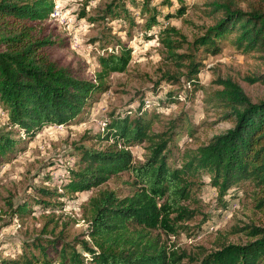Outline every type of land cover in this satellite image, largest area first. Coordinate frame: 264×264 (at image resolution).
<instances>
[{"label":"trees","instance_id":"16d2710c","mask_svg":"<svg viewBox=\"0 0 264 264\" xmlns=\"http://www.w3.org/2000/svg\"><path fill=\"white\" fill-rule=\"evenodd\" d=\"M177 1L180 6L166 18L185 13L183 0ZM123 6L112 1L104 13L117 14ZM204 6L210 22L190 40L173 25L160 31L169 64L162 70L164 78L175 82L184 78L196 89L205 67L201 53L218 54L220 41L227 37L237 49L255 53L264 65V0H208ZM53 7V0H0V105L11 126L29 137L45 125L71 123L88 98L104 88L110 73L125 71L131 59L130 48L121 45L118 51L98 55L100 69L94 79L79 77L53 55L55 47L65 45L44 25ZM157 14L153 9L147 17V30L159 23ZM244 79L264 84V68ZM214 82L210 99L233 122L230 128L194 148H184L176 166L169 162V154L179 125L173 122L170 130L154 132L152 121L141 111L135 116H111L101 132L102 139L111 143L102 149L79 147L77 169L69 171L59 195L71 198L124 171L132 175L131 192L119 197L106 188L89 198V239L65 241L40 235L23 242L18 258L0 264H182L184 258L190 264H264V224L245 225L243 243L222 241L213 250L202 248L192 254L170 249L153 233L155 228L176 233L194 217L195 209L186 202L201 175L210 179L222 206L229 190L248 182L257 207L264 210V99L252 101L232 77ZM142 143L145 159L136 163L129 147ZM16 144L11 131L0 130V163ZM20 209L26 211V204Z\"/></svg>","mask_w":264,"mask_h":264},{"label":"rangeland","instance_id":"374dc122","mask_svg":"<svg viewBox=\"0 0 264 264\" xmlns=\"http://www.w3.org/2000/svg\"><path fill=\"white\" fill-rule=\"evenodd\" d=\"M112 1L124 3L123 8H118L117 14H105V7ZM166 1L53 0V11L44 25L65 43L53 49L62 65L73 68L81 78L94 79L100 69L98 55L118 51L122 45L130 48L131 59L125 71L110 73L104 88L94 92L80 115L67 125H45L29 137L11 126L0 105V130L11 131L17 139L12 153L0 163V262L18 258L23 242L40 235L60 236L65 241L89 239V198L106 188L119 197L131 192L128 184L132 175L124 171L71 198L59 195L69 171L77 169L78 148L102 149L111 143L101 134L111 116H135L141 111L152 121L154 132L167 131L175 122L180 134L170 143L169 162L179 166L184 148L205 143L233 125L210 99L216 78L232 77L252 101L264 99V84L244 79L264 65L255 53L237 49L229 37L220 41L218 54L201 53L205 67L198 74L196 89L184 78L176 82L164 78L162 70L169 64L159 41L160 31L173 25L190 40L210 22L204 11L208 0H183L185 13L170 18L166 15L174 14L180 3ZM153 9L158 12L159 23L147 30L145 22ZM171 69L175 71L174 66ZM144 146L129 147L136 163L145 159ZM253 192L248 182L242 188L229 190L224 208L210 179L201 175L195 179L191 198L186 202L195 209L194 217L176 233L158 228L153 233L170 249L190 254L202 248L213 250L222 241L243 243L247 240L246 229L241 230L245 225L264 224V210L257 207ZM24 204L26 211L20 209ZM182 264L190 263L184 258Z\"/></svg>","mask_w":264,"mask_h":264},{"label":"built area","instance_id":"2783aa9c","mask_svg":"<svg viewBox=\"0 0 264 264\" xmlns=\"http://www.w3.org/2000/svg\"><path fill=\"white\" fill-rule=\"evenodd\" d=\"M104 125V124H103Z\"/></svg>","mask_w":264,"mask_h":264}]
</instances>
